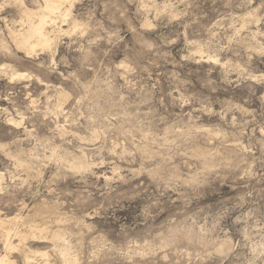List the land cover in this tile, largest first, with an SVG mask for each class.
<instances>
[{"label": "clouds", "instance_id": "9594fccd", "mask_svg": "<svg viewBox=\"0 0 264 264\" xmlns=\"http://www.w3.org/2000/svg\"><path fill=\"white\" fill-rule=\"evenodd\" d=\"M0 264H264V0H0Z\"/></svg>", "mask_w": 264, "mask_h": 264}]
</instances>
